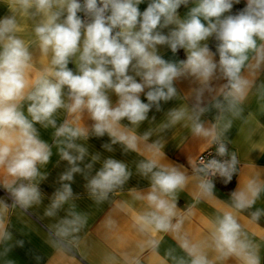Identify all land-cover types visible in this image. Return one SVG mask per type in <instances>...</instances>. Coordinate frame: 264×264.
Returning a JSON list of instances; mask_svg holds the SVG:
<instances>
[{
    "label": "clouds",
    "instance_id": "9594fccd",
    "mask_svg": "<svg viewBox=\"0 0 264 264\" xmlns=\"http://www.w3.org/2000/svg\"><path fill=\"white\" fill-rule=\"evenodd\" d=\"M142 3L145 0H9L11 14L0 18V171L3 187L16 205L27 209L41 202L37 181L45 176L39 168L49 162L52 150L40 138L37 124L55 130L59 155L70 165L60 180L71 182L74 174L84 171L78 162L87 155L77 140H86L90 133L97 137L107 134L112 144L137 151L139 140H147L150 133L141 138L134 128L148 118L153 107L159 111L161 101L177 96L174 81L180 77L198 82L193 90L196 102L191 110H171L162 129L187 119L195 136L217 143L219 156L228 155L221 137L231 127V120L222 131L207 128L200 116L208 108L201 105L206 92L215 93L212 106L221 114L241 115L240 104L252 85L242 73L264 65V0H245V7L236 14H232L233 5L241 0H148L141 11ZM190 3L194 6L181 18L178 9ZM18 16L34 21V40L19 35L24 29ZM169 26L174 27L164 34L161 30ZM210 38L216 42L218 63L207 43ZM33 44L41 53L39 68L29 50ZM160 45H167L173 53L184 49L187 58L167 61L158 54ZM69 63L75 65V71ZM217 72L226 81L218 89L213 84ZM112 93L117 97L115 104ZM60 110L66 118L57 125ZM85 116L93 121L91 128L84 125ZM125 119L132 128L122 124ZM105 147L112 150L110 145ZM152 149L153 155L137 165L140 174L151 181L150 190L137 196L146 203V210L134 216L137 231L153 236L177 234L179 246L189 258H179L177 264H217L229 258L238 264H261L259 245L244 231L237 213L254 206L264 193V181L249 178L231 194L229 208L210 222L209 239L193 242L179 235L183 218L176 206L177 193L189 178L180 168L160 163L159 142ZM99 159L98 154L92 156L93 162ZM237 164L235 153L228 160H201L196 169L200 194L212 195L215 185L211 177L219 175L230 182ZM85 167L91 170L93 164ZM130 175L125 163L108 158L88 180L89 194L97 203L103 202ZM72 195L71 184L62 183L45 215L55 216ZM7 207L0 203V212ZM74 208L55 225L58 236L67 237L86 223L87 217ZM261 215L260 210L252 212L251 220L258 221ZM2 238H6L4 233H0ZM147 246L155 249L157 244L149 240Z\"/></svg>",
    "mask_w": 264,
    "mask_h": 264
},
{
    "label": "crops",
    "instance_id": "0c3cea01",
    "mask_svg": "<svg viewBox=\"0 0 264 264\" xmlns=\"http://www.w3.org/2000/svg\"><path fill=\"white\" fill-rule=\"evenodd\" d=\"M8 2L9 0H0V18L11 14ZM147 3L148 0H145V3L139 5L141 11L146 9ZM192 6L194 5L191 3L187 7L182 5L178 9L180 17L183 18ZM18 22L24 29L19 35L26 40H34L32 32L34 21L18 16ZM172 27L174 26L161 31L167 34ZM157 48L158 54L167 61L179 62L187 58L184 49H178L173 53L167 45H160ZM29 50L32 52L33 62L39 68L41 53L38 46L33 44ZM214 61L218 63L217 55H214ZM69 68L75 71L73 63H69ZM242 74L252 81V85L240 104L242 112L239 117H233L227 111L221 114L213 107L215 93L206 92L203 97L201 106L207 107L208 111L200 116V121L207 128L215 126L219 132L223 130L224 124L231 120V127L223 132L221 139L227 144L230 153L236 154L238 160L237 170L231 181L228 183L223 179L213 181L215 187L212 195L208 197L202 196L199 192L200 174L195 170V159L209 146L208 139L195 136L191 131V121L187 119L168 128L161 127L168 122V113L171 110L181 107L192 109L196 102L193 90L199 87L193 77H180L175 80L177 96L167 102L161 101L160 110L157 111L153 107L148 113V118L134 128L137 136L141 138L150 133L147 140H139L137 151H127L119 143L112 144L107 134L97 137L90 133L86 140H77L76 143L87 149V155L83 162H78L84 171L74 174L71 182L60 180V176L70 165L59 155L53 135L55 130L37 124L40 138L46 141L52 150L49 162L39 168L45 176L44 179L37 181L41 202L27 209L16 205L11 194L3 187L4 174L0 171V203L8 206L5 211L0 212V233L6 235V238L0 239V264H177L179 258L187 261L189 258L180 248L177 234L159 232L153 236L137 231L134 216L146 210V203L138 200L137 196L146 194L151 187L150 178L141 175L137 165L153 155L152 146L159 142L160 163L180 168L189 178L184 189L179 191L176 197L177 210L179 216L183 218L179 235H186L193 242L207 241L210 237V222L229 208L231 194L242 187L249 178L258 177L264 181V65L255 72L246 69ZM224 83L226 81L220 79L217 72L213 84L218 89ZM110 99L115 104L117 97L112 93ZM141 99L147 102L143 93ZM65 118L66 113L60 110L56 115L57 125ZM83 123L91 128L93 121L85 116ZM122 124L129 128L133 127L126 119ZM105 145H110L112 150L109 151ZM97 154L100 159L93 162L92 156ZM108 158L125 163L131 175L122 187L109 194L108 199L97 203L90 196L87 184ZM88 163L93 164L91 170L85 167ZM62 183L71 184L72 198L55 216L48 217L45 211L51 205L55 192L62 187ZM73 205L77 213L87 217L86 223L79 231L67 237L58 236L55 225L68 216ZM257 210H260L262 215L254 222L251 220V213ZM237 219L249 238L259 245L262 264L264 193L252 208L237 213ZM173 222L175 223V220ZM149 240L156 242L155 249L147 246ZM209 255L212 257L214 254L210 252ZM217 264H238V261L229 258L217 261Z\"/></svg>",
    "mask_w": 264,
    "mask_h": 264
},
{
    "label": "built area",
    "instance_id": "2783aa9c",
    "mask_svg": "<svg viewBox=\"0 0 264 264\" xmlns=\"http://www.w3.org/2000/svg\"><path fill=\"white\" fill-rule=\"evenodd\" d=\"M225 145H226V148H227L228 155H226L224 157H221V156H219L217 154L218 144L217 143H210L209 146L205 150H203L202 152H200L197 155V157L195 159V170L200 166V161L201 160H204L206 162V161H208L210 159H218V160H221V161L230 159L231 153H230L229 148H228V146H227L226 143H225ZM236 168H237V166H236ZM211 179H212V181H216V180L224 179V178L223 177H220L219 175H217V176L211 177ZM3 193L5 195H8L6 193V191H3Z\"/></svg>",
    "mask_w": 264,
    "mask_h": 264
},
{
    "label": "trees",
    "instance_id": "16d2710c",
    "mask_svg": "<svg viewBox=\"0 0 264 264\" xmlns=\"http://www.w3.org/2000/svg\"><path fill=\"white\" fill-rule=\"evenodd\" d=\"M245 7V1L241 0L240 4H234L232 9V14H236L238 11L242 10ZM209 48L213 51L215 55H218V52L216 51V42L210 38L209 41ZM222 180V179H221ZM225 180V178L223 179ZM262 264H264V260H262Z\"/></svg>",
    "mask_w": 264,
    "mask_h": 264
}]
</instances>
